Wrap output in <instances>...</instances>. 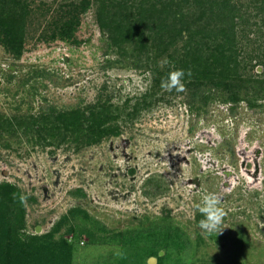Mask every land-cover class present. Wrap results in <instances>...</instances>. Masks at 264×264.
I'll return each mask as SVG.
<instances>
[{
    "label": "rangeland",
    "instance_id": "obj_1",
    "mask_svg": "<svg viewBox=\"0 0 264 264\" xmlns=\"http://www.w3.org/2000/svg\"><path fill=\"white\" fill-rule=\"evenodd\" d=\"M39 1L52 11L69 0ZM39 10L20 58L0 45V112L83 106L102 85L115 105L132 104L145 90L148 75L133 56L107 47L94 5L80 17L78 45L39 39L49 31V12ZM166 98L121 124L119 135L79 150L0 144V182L35 199H27L23 232L44 233L78 207L57 232L73 242L72 264H264V98L232 112L214 99L199 115L181 95ZM206 193L218 195L226 212L217 235L198 226ZM71 225L93 238L74 240L64 233Z\"/></svg>",
    "mask_w": 264,
    "mask_h": 264
},
{
    "label": "trees",
    "instance_id": "obj_2",
    "mask_svg": "<svg viewBox=\"0 0 264 264\" xmlns=\"http://www.w3.org/2000/svg\"><path fill=\"white\" fill-rule=\"evenodd\" d=\"M93 5L110 51L123 59L133 56L134 66L148 75L145 90L132 104L127 98L115 105L113 93L102 85L97 99L83 106L0 112L3 147L23 140L41 146L69 143L77 150L95 145L119 135L121 124L158 102L170 103L166 97L171 94L181 95L198 115L214 99L231 104L232 112L241 101L253 107L255 100L264 98V0H69L52 11L35 0H0V45L20 58L26 27L36 9L45 17L49 12L44 22L49 31L41 32L39 39L78 45L80 17ZM165 59L169 63L164 64ZM174 68L185 70L183 92L160 86ZM20 195L24 194L12 182H0V264H72L73 242L57 232L80 208L61 216L46 232L28 234L23 232L26 204L20 203ZM175 230L170 234L179 239ZM64 233L74 240L82 234L93 238L91 231H76L74 225ZM162 259L158 256L159 263Z\"/></svg>",
    "mask_w": 264,
    "mask_h": 264
},
{
    "label": "clouds",
    "instance_id": "obj_3",
    "mask_svg": "<svg viewBox=\"0 0 264 264\" xmlns=\"http://www.w3.org/2000/svg\"><path fill=\"white\" fill-rule=\"evenodd\" d=\"M163 63L167 64L169 61L165 59ZM187 75H191L190 70H188ZM184 76L185 70L174 68L169 71L166 79L161 80L160 86L168 92H171L173 89L177 92H183L185 91V85L182 82ZM19 201L21 204H26L27 195H20ZM220 204V198L215 193H206L201 197V203L197 207L203 218L199 221L198 226L205 233H215L216 235L222 233L224 228L222 227L223 218L226 216V212Z\"/></svg>",
    "mask_w": 264,
    "mask_h": 264
},
{
    "label": "water",
    "instance_id": "obj_4",
    "mask_svg": "<svg viewBox=\"0 0 264 264\" xmlns=\"http://www.w3.org/2000/svg\"><path fill=\"white\" fill-rule=\"evenodd\" d=\"M154 262H155V258H150V259L148 260V264H154Z\"/></svg>",
    "mask_w": 264,
    "mask_h": 264
}]
</instances>
